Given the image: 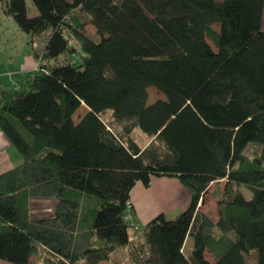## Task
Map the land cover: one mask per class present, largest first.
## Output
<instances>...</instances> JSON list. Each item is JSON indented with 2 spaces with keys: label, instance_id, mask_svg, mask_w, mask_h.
<instances>
[{
  "label": "trees",
  "instance_id": "obj_1",
  "mask_svg": "<svg viewBox=\"0 0 264 264\" xmlns=\"http://www.w3.org/2000/svg\"><path fill=\"white\" fill-rule=\"evenodd\" d=\"M32 1L30 17L2 0L22 31L50 34L25 87L0 90V130L23 159L0 174V260L99 264L129 246L132 264H264V0ZM150 87L165 98L148 104ZM163 176L189 206L132 236L131 190ZM221 180L213 221L198 205ZM32 198L56 199L53 214L33 218Z\"/></svg>",
  "mask_w": 264,
  "mask_h": 264
},
{
  "label": "crops",
  "instance_id": "obj_2",
  "mask_svg": "<svg viewBox=\"0 0 264 264\" xmlns=\"http://www.w3.org/2000/svg\"><path fill=\"white\" fill-rule=\"evenodd\" d=\"M7 17L9 16L3 13L2 0H0V20H7ZM262 26L264 29V16ZM34 37L36 36H31L30 39V42H33L35 46L31 49L33 56L28 54L23 61L19 62L18 60H14L12 54L7 53V51H4L3 55L0 54V90L5 89V86L10 87L11 84L21 85L22 87L25 84L27 74L36 69L38 59L34 52L37 51L38 44ZM26 40L28 43L27 38ZM149 141L150 139L148 138L146 145ZM22 161L21 155L0 130V174L16 167ZM190 199V190L175 177H152L150 186L148 187L144 186L141 182H137L131 190V209L125 217L127 223L130 225L131 235L136 234V230L142 229L144 225L160 213L165 214V216L168 214H176L177 216L181 210L187 209ZM137 242L141 243L142 239L138 237L133 245H136ZM129 250V246L117 248L112 258L99 264H114L116 261L121 262V264L123 262L132 264Z\"/></svg>",
  "mask_w": 264,
  "mask_h": 264
},
{
  "label": "rangeland",
  "instance_id": "obj_3",
  "mask_svg": "<svg viewBox=\"0 0 264 264\" xmlns=\"http://www.w3.org/2000/svg\"><path fill=\"white\" fill-rule=\"evenodd\" d=\"M27 10H28V16L33 17L37 15L38 11L36 7L34 6V3L32 0H26ZM213 28L216 31L220 30L219 24H213ZM84 32L87 34H93L95 32V27L91 23L90 20H87L86 28L84 29ZM50 30H47L43 33H40L38 35H31L28 33H25L22 31L13 17L9 16L7 17V20H0V54L3 55V52L7 51V53L12 54L14 57V60L23 61L25 59V56L28 54L33 56L31 53L32 47L34 48V43L30 42L31 36H36L35 41L38 44L37 51H40L46 42V38L49 36ZM27 36V37H26ZM28 39V43L27 40ZM209 44L213 48V50H217L215 44L208 40ZM3 44V45H2ZM14 86V87H13ZM7 90L10 91H19L24 85L21 87V85H13L11 84L9 86H5ZM165 96L163 93L159 92L155 87H150L148 89V100L147 103H153L154 101L158 99H164ZM88 108L85 105H82L73 115L74 122H78L80 117L86 113ZM112 112L108 110L103 114V119L106 122H109L112 120ZM119 127L117 126V129ZM131 137L133 140L140 146L143 147L146 145L148 141V135L144 133L141 129L138 127L134 128ZM255 145V143H250L248 148L246 149L245 153L248 155H251L252 153V146ZM225 185V180H221L219 183L213 182L210 187L207 189V191L203 194V203L200 202L198 205V208L200 211H202L204 214H206L211 220L216 221L217 220V207H216V199L214 197L215 190L222 191ZM241 190L245 193L247 197L251 196V191L248 188L241 187ZM56 199H48V198H32L31 199V216L33 218H42V217H48L54 212ZM182 211V210H181ZM179 212V214L181 213ZM169 219L175 218L176 214H168L166 216ZM191 243L192 241L189 240L186 243V252H189L191 250ZM206 258L211 262L214 263L213 256L206 251L205 253ZM36 257H31V263H34L36 261ZM0 264H13L5 260H0ZM122 264H128L123 262ZM247 264H256V262L252 259V257H249L247 260Z\"/></svg>",
  "mask_w": 264,
  "mask_h": 264
},
{
  "label": "water",
  "instance_id": "obj_4",
  "mask_svg": "<svg viewBox=\"0 0 264 264\" xmlns=\"http://www.w3.org/2000/svg\"><path fill=\"white\" fill-rule=\"evenodd\" d=\"M201 202L203 203V198L201 199Z\"/></svg>",
  "mask_w": 264,
  "mask_h": 264
},
{
  "label": "built area",
  "instance_id": "obj_5",
  "mask_svg": "<svg viewBox=\"0 0 264 264\" xmlns=\"http://www.w3.org/2000/svg\"><path fill=\"white\" fill-rule=\"evenodd\" d=\"M0 88H1V82H0Z\"/></svg>",
  "mask_w": 264,
  "mask_h": 264
}]
</instances>
